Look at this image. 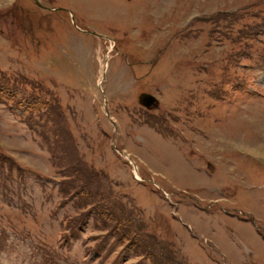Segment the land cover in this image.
<instances>
[{
  "label": "rangeland",
  "instance_id": "obj_1",
  "mask_svg": "<svg viewBox=\"0 0 264 264\" xmlns=\"http://www.w3.org/2000/svg\"><path fill=\"white\" fill-rule=\"evenodd\" d=\"M0 264H264V0H0Z\"/></svg>",
  "mask_w": 264,
  "mask_h": 264
},
{
  "label": "trees",
  "instance_id": "obj_2",
  "mask_svg": "<svg viewBox=\"0 0 264 264\" xmlns=\"http://www.w3.org/2000/svg\"><path fill=\"white\" fill-rule=\"evenodd\" d=\"M68 183H69V181L64 182V184L62 185L63 190H65L64 187H65ZM65 191H66V190H65ZM66 192H67V191H66ZM68 192H69V190H68ZM68 192H67V193H68ZM123 220H124L123 218L117 219V220L115 221V225H114L113 227L115 228V227H117L118 225L120 226ZM102 221L104 222V220H102ZM81 222H82V220L79 221V219H77V220H75V219H71V220L69 221V223H68V227H76V226L79 225ZM135 234H137V233H136V232H133V231H131V230H129V232L125 231V232L122 234V237H121V238H124V236L127 235V237H126L127 241L132 242L133 239H134L133 236H134ZM124 239H125V238H124ZM132 243H133V242H132ZM135 248H136L137 250H139V247H138V246H137V247L135 246ZM139 251H140V250H139ZM145 255H152V254H151V253H146Z\"/></svg>",
  "mask_w": 264,
  "mask_h": 264
},
{
  "label": "water",
  "instance_id": "obj_3",
  "mask_svg": "<svg viewBox=\"0 0 264 264\" xmlns=\"http://www.w3.org/2000/svg\"><path fill=\"white\" fill-rule=\"evenodd\" d=\"M141 103L148 108H152L156 104V100L151 96H143L141 98Z\"/></svg>",
  "mask_w": 264,
  "mask_h": 264
}]
</instances>
